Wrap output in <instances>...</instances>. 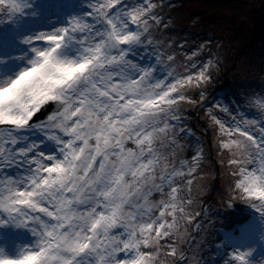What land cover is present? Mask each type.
<instances>
[{
  "label": "snow or ice",
  "instance_id": "obj_1",
  "mask_svg": "<svg viewBox=\"0 0 264 264\" xmlns=\"http://www.w3.org/2000/svg\"><path fill=\"white\" fill-rule=\"evenodd\" d=\"M29 7L11 0L0 11L22 14ZM88 7L67 26L26 38L36 54L31 68L0 80V213L17 227L32 226L39 237L18 258L0 255V264H42L49 257L63 264H154L161 241L179 234L177 214L191 223L177 178L194 176L199 155L191 163L177 160L187 131L178 114L186 97L178 89L194 77L174 76L159 54L154 65L136 59L141 49L156 50L150 21L159 24V17L152 0H96ZM50 62L52 73L71 74L47 76L52 88L28 79ZM195 79H206L204 72ZM49 105L55 111L36 122ZM256 106L264 113V98ZM215 123L230 138L221 147L235 149L229 163L239 165L240 198L264 217V122ZM32 129L56 142L58 154L29 144L22 133ZM13 168L22 171L8 175ZM184 183L190 193L193 179ZM167 247L177 255V247ZM252 255L234 251L232 260L251 264Z\"/></svg>",
  "mask_w": 264,
  "mask_h": 264
},
{
  "label": "rangeland",
  "instance_id": "obj_2",
  "mask_svg": "<svg viewBox=\"0 0 264 264\" xmlns=\"http://www.w3.org/2000/svg\"><path fill=\"white\" fill-rule=\"evenodd\" d=\"M58 1L59 3L55 5ZM10 2L11 0H6L5 5L0 6V8H7V4ZM28 2L30 7L25 9L22 14L12 15L6 11H0V16H5L3 25H0V72L4 73L0 75V80L16 78L22 70L31 68L30 61L35 59L36 54L31 50L32 45L24 43L26 38L67 26L71 18L89 13L91 11L88 7L89 3H95L96 0H56V2L55 0H28ZM152 2L157 5L154 12L159 17V24L150 21V24H152L150 32L154 41L153 47L156 50L153 51L152 48L141 49L136 59L142 65H154V57L159 54L163 64L168 66V70L174 72V76L186 78L188 75H192L194 77L190 83L178 89L186 97L184 101L179 102L178 114L182 117V127L187 130L186 134L182 136L187 142L184 144L179 141L182 147L178 150L177 160L187 159L191 163L192 157L186 155L187 150H196L195 155H199V165L194 176L177 178L180 187L178 193L180 199H183L184 196L190 197L187 185L184 183V180L189 178L193 179L190 193L198 195L197 198L190 197L191 203H184L186 215H192L196 211L195 217H192V230L190 233V236L191 234L192 236L195 235L191 243L193 250L186 251V245L189 244L188 242L192 236L185 239L187 233L184 234L178 227L179 234L175 243V246H180L177 252L178 258L174 260V257L169 255V251H165L167 249H165L166 246L163 243L159 249V254L156 255L154 264H202L205 262L206 256L200 258L201 260H198L197 256L199 252H203L208 248L206 243L207 238L210 237V230L206 229L207 225L203 219L207 210L205 207L207 203L202 205L198 201L201 197L210 193V188L218 183L229 190L227 195H222L224 198L228 199L230 194L235 195V192L238 191L235 184L239 179L238 174H236L239 165L229 163L234 158L235 149H223L221 147L222 143L230 138L221 133L215 119L223 118L220 114L226 112L230 116L225 117L221 122L225 124L227 120L232 127H235L236 122L241 120H251L250 117H253L252 120H256L258 123L264 122V113L255 112L253 114L252 112L253 109H259L256 106V101L264 98V54L248 52L250 44L244 45L235 33V29L241 23H247L248 25L253 23V17L249 15L250 12H253V6L249 4L240 5L239 9L235 10L232 6L235 3H229L230 6L227 5L226 9L219 7L220 9L216 10L215 8L218 7H211L210 0H193L183 6L176 3L175 0H152ZM59 6L68 11L67 17L63 18L54 13V7ZM196 9H199L202 13L191 17L190 12ZM211 18L213 21H211ZM37 45L42 46V42H37ZM232 47L233 52L237 55L231 63L236 64L242 57L248 60V64H239L236 74L230 75L231 77L227 79L226 83H212L211 75L216 82L219 80L217 76L219 71L215 70L217 60H224L225 53L232 55ZM71 55L74 58L76 53L73 52ZM168 55H171L173 60L169 61L167 59ZM200 71L204 72L206 79L198 82L195 77L198 76ZM222 74L226 75V73ZM238 76L239 79L236 82L235 79ZM238 84L244 86L245 96L243 98L239 97L235 90ZM201 93L202 97L200 96ZM205 109L208 110L204 114ZM201 118L208 125L204 127L203 122V130L202 127L196 129L193 124L195 119L201 122ZM233 118H235V122L231 121ZM22 134L28 137L27 142L29 144L37 143L41 152L58 154L59 147L56 142L49 140L38 130H26ZM236 138H238L236 134L231 137V139ZM215 159L221 163L220 171L215 168ZM177 166L179 165L177 164ZM21 171L14 168L8 169L7 174L17 176ZM204 187L207 188L202 190ZM215 191L216 186L213 187V194ZM235 198L238 199L239 197L235 196ZM256 203H259V201H256ZM229 204H231L232 210L236 209V211H242L246 214L254 213L255 216L249 222L252 230L255 226L260 229L264 226V217L252 207V203H249V201L243 199L242 201L230 200ZM177 215L180 219L181 214L178 213ZM0 219L7 221V214L0 213ZM249 225L244 227L239 235L246 242L254 240L253 237H248V233L244 232V229H248ZM31 228L32 226L17 227L11 222L0 225V255L18 258L25 250L34 249L39 237L33 234ZM180 239L185 243L181 244ZM254 241L252 244H250L251 242L248 244L253 246V253H257V255H254L255 257L251 258V264H264V241H257L256 239ZM201 248L203 250L199 251ZM141 250L153 254H156L157 251L155 248H142ZM181 252L184 255L183 260H180L179 256ZM122 255L127 258L130 254L125 253ZM160 257H164L165 260Z\"/></svg>",
  "mask_w": 264,
  "mask_h": 264
},
{
  "label": "trees",
  "instance_id": "obj_3",
  "mask_svg": "<svg viewBox=\"0 0 264 264\" xmlns=\"http://www.w3.org/2000/svg\"><path fill=\"white\" fill-rule=\"evenodd\" d=\"M175 1H177L176 3L182 4V6H183L185 3L192 2L193 0H175ZM229 3H233V4L235 3L234 5H232L235 10H238L240 5H243V4L244 5L249 4V5L253 6V12L249 13V15L253 17V23L251 25L250 24L248 25L247 23H241L235 29V33L241 39V41L243 42L244 45H247V43L250 44L249 49L247 50L248 52H255V53H258L260 55L264 54V0H210V6L211 7H218V8H215L216 10H219L220 9L219 7H222V9H226L225 7H227V5L230 6ZM200 13H202V11H200L199 9H196L193 12H190V16L195 17V16H198ZM4 21H5V16L4 17L0 16V25L1 26L3 25ZM211 21H213V19ZM231 53H232V55L225 53V55L223 57V58H225L224 60H221V59L217 60L215 70L219 71V74L217 75L219 80H217V82H216V80L213 79L212 75H211V79L213 80L212 83H214V82L216 84H221V82L226 83L227 79H229L231 77L230 75L236 74V72L239 68V64L240 65L248 64L247 63L248 60L243 59L242 57L239 59V61H237L236 64L231 63L232 60H235V57L237 55V53L233 52V47L231 49ZM257 64H258V62H257ZM222 73H226V75L224 76ZM3 74L4 73L0 72V75H3ZM238 79H239V76L235 79V81L237 82ZM235 90H236L237 95L239 97L243 98L245 96L244 95L245 89H244L243 85H241V84L236 85ZM228 95H229V93L227 94V97H228ZM200 96L202 97V93ZM214 98L217 99L215 96H214ZM207 110L208 109H205L203 113L205 114ZM255 110L256 109L252 110L253 114L255 112L262 113V111L260 109H258L256 111ZM220 115L223 116V118L222 117L219 118L220 121H223L225 117L228 118L230 116L226 112H223V114H220ZM255 116H257V115H255ZM234 119L235 118L231 119V121L235 122ZM250 119L252 120L253 117H250ZM203 122H204V125H203L204 127L208 126L206 124V121L203 120V118H201V122H199L198 119H195L193 122L194 127L196 129L202 127L201 129L203 130L204 129V127L202 126ZM225 126L226 127L230 126V124L227 122V120L225 121ZM179 141H182L184 144L187 142L185 140V138L184 139L181 138ZM195 151L196 150H187L186 155H188L191 158V157H193V155H195ZM214 162H215L216 170L220 171L221 170V167H220L221 163L217 159H215ZM214 186H216V191L213 194V187ZM214 186L212 188H210L211 189L210 193L206 194L204 197H201L198 201V203L200 202V204L202 203V205L204 203L208 204V205L206 204V206H205L207 210L205 212V215L203 216V219H204V223L207 225L206 229L210 230V237L207 238V243H206V246L208 248L203 252H199L197 258L199 260L203 256L204 257L206 256V258H205L206 263L203 262L202 264H239V262L232 260V256L234 254V251L235 252L251 251L253 253V251H254L253 246H250L248 244L250 242H251L250 244H252V242H255L254 241L255 239L257 241H260V235L262 232H264V226L261 227L260 231H257V233L253 236V239H254L253 241H249V242L247 241L246 242L244 239H242L239 236L241 233V230L244 227H246L247 225H249V224L251 225V223H249V222H251L253 217L255 216L254 213H247L246 214V213H243L242 211H236V209L232 210L231 204H229L230 200L242 201V199L239 196L238 191L235 192V195L230 194V198L227 199V198L222 197V195H227L229 190H227V188L223 187L220 183L215 184ZM206 188L207 187H204L202 190H205ZM188 194L190 195V197H193V198L198 197V195L196 196L195 194H192V193H188ZM235 196H237L239 198L236 199ZM190 197L184 196L182 200L187 202L188 200H191ZM208 198L210 199V201H208L209 200ZM249 203H252V202H249ZM255 203H256V201H255ZM195 212H193L192 215H187L188 217L191 218V223H189L187 220H185L183 218L178 219L177 227H179L181 229V231L184 232V234H185V232L187 233V235L185 234V239H188L189 237L192 236V234L190 236V233L192 230L191 224L193 221L192 217H195V214H196ZM223 213H227V214H223ZM170 219L171 218L169 217V220ZM250 225L248 226L249 228H250ZM247 233H248V231H247ZM194 236H192L191 240L188 242L189 244L186 245V251H188L189 249H192L191 243L194 240ZM180 237H181V234H180ZM176 239H177V237H168L165 240L161 241V244L165 243V246H166L165 249H167L165 251L170 252V248L167 247V245L175 246ZM180 243L183 244L185 242H183L180 239ZM175 247H177V252H178L180 246L177 245ZM219 247H222V248L218 249ZM249 247H251V249H249ZM201 250H203V249L201 248L199 251H201ZM188 252H190V251H188ZM254 255H257V253L256 252L253 253L252 257ZM187 256L189 258L188 254H187ZM210 256H212V257H210ZM173 257H174V260H176L178 258V255L173 256ZM160 258L162 260H165L164 257H160Z\"/></svg>",
  "mask_w": 264,
  "mask_h": 264
},
{
  "label": "clouds",
  "instance_id": "obj_4",
  "mask_svg": "<svg viewBox=\"0 0 264 264\" xmlns=\"http://www.w3.org/2000/svg\"><path fill=\"white\" fill-rule=\"evenodd\" d=\"M25 2L30 6L28 0H25ZM51 74H54L63 79V78H66L68 75H70L71 72L68 69H64L59 72L52 73L51 72V62H50L49 64H46L44 68H41L36 73H33V75L29 77L28 79L32 81H39L43 87L52 88V87H55V81L51 79H47V80L45 79L47 76ZM5 223H7V221H5ZM42 264H63V260L62 259L52 260L49 257V258H45L42 261Z\"/></svg>",
  "mask_w": 264,
  "mask_h": 264
},
{
  "label": "water",
  "instance_id": "obj_5",
  "mask_svg": "<svg viewBox=\"0 0 264 264\" xmlns=\"http://www.w3.org/2000/svg\"><path fill=\"white\" fill-rule=\"evenodd\" d=\"M55 111L54 105H49L42 110L36 117V122L45 121L50 112Z\"/></svg>",
  "mask_w": 264,
  "mask_h": 264
}]
</instances>
